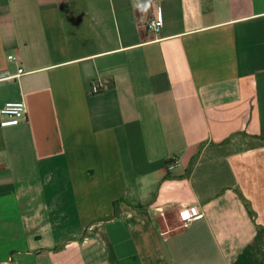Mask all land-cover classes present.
Listing matches in <instances>:
<instances>
[{"label": "crops", "instance_id": "crops-1", "mask_svg": "<svg viewBox=\"0 0 264 264\" xmlns=\"http://www.w3.org/2000/svg\"><path fill=\"white\" fill-rule=\"evenodd\" d=\"M9 101L0 264H264V0H0Z\"/></svg>", "mask_w": 264, "mask_h": 264}, {"label": "built area", "instance_id": "built-area-1", "mask_svg": "<svg viewBox=\"0 0 264 264\" xmlns=\"http://www.w3.org/2000/svg\"><path fill=\"white\" fill-rule=\"evenodd\" d=\"M162 12L159 6L154 7L151 16L146 21L145 26L153 33L157 34L162 25ZM8 59L14 62H17V57L14 55H8ZM24 73L22 67H18L17 76ZM4 77L10 78V75H4ZM103 87L102 84L95 83L92 86V90L99 91L100 88ZM26 117V106L22 101H9L5 102L2 107H0V126H10L17 125ZM179 164V160L177 157H171L168 164L167 169H173ZM203 215L202 209L196 205H179L178 207V216L181 222V227L186 228L190 225V223L201 217Z\"/></svg>", "mask_w": 264, "mask_h": 264}, {"label": "trees", "instance_id": "trees-1", "mask_svg": "<svg viewBox=\"0 0 264 264\" xmlns=\"http://www.w3.org/2000/svg\"><path fill=\"white\" fill-rule=\"evenodd\" d=\"M115 204H117V202Z\"/></svg>", "mask_w": 264, "mask_h": 264}]
</instances>
